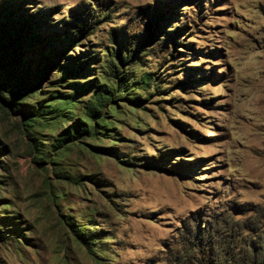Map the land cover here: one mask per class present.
<instances>
[{
  "label": "rangeland",
  "instance_id": "rangeland-1",
  "mask_svg": "<svg viewBox=\"0 0 264 264\" xmlns=\"http://www.w3.org/2000/svg\"><path fill=\"white\" fill-rule=\"evenodd\" d=\"M1 24L42 89L0 90V264H264V0H0Z\"/></svg>",
  "mask_w": 264,
  "mask_h": 264
},
{
  "label": "trees",
  "instance_id": "trees-1",
  "mask_svg": "<svg viewBox=\"0 0 264 264\" xmlns=\"http://www.w3.org/2000/svg\"><path fill=\"white\" fill-rule=\"evenodd\" d=\"M7 29L5 28V26H3L2 24L0 25V32L2 31H6ZM78 32L80 34V36L83 37H87V29H78ZM13 44H16V42H14ZM12 43H10V45H8V41L4 40V41H0V90L4 91L5 93H10L12 91L18 90L20 92H25V90H27V94H34L36 89H42V84L41 85H33L30 81H28V79L25 80H21V77L18 76L19 71H24L25 70V64L23 63L22 57L19 53H15V51H12L13 55H11V51H9V47H13ZM132 58V57H131ZM128 56H126L125 58H123L122 60L119 61L120 65L124 68L125 66H129L130 65V59ZM132 60V59H131ZM7 65L10 69L9 72H5L3 71V66ZM54 67H49V70H52ZM113 74L114 77L116 79V83H117V88H116V94H121L124 93V83L125 78L121 79L119 77L120 75V71L118 70V67L113 64ZM48 70V71H49ZM137 70V69H136ZM129 74H131L130 72L125 73V76H129ZM143 82V81H142ZM114 97V94H112L109 91L103 90L101 91L97 98H96V103L94 106H92L89 109V114H85L84 117H81L82 120H84L86 122V119H89L90 121H98L101 120L102 124H100V130L101 131H97L96 135L98 136H104V132H106L105 129V118L104 117H100L101 111L100 109L105 108L106 104L109 103L112 98ZM126 98V97H125ZM57 100V99H56ZM111 103V102H110ZM67 106H65L66 108ZM44 108L48 109L51 108L49 105L44 106ZM41 108H38V113H36V117H42L43 114L40 113ZM57 114L58 111L56 112ZM59 117H63L62 115H58ZM27 118V122L31 123L33 120L30 117H26ZM64 118V117H63ZM89 123V122H88ZM86 126V125H85ZM90 126V124H89ZM80 130H82L84 133H88V130H84V129H79V128H72L70 129L67 134L66 137L67 139L71 138H76L74 137V135L78 134L80 132Z\"/></svg>",
  "mask_w": 264,
  "mask_h": 264
}]
</instances>
